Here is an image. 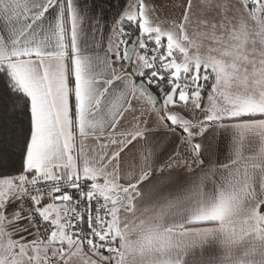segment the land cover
I'll return each instance as SVG.
<instances>
[{"label": "snow or ice", "instance_id": "obj_1", "mask_svg": "<svg viewBox=\"0 0 264 264\" xmlns=\"http://www.w3.org/2000/svg\"><path fill=\"white\" fill-rule=\"evenodd\" d=\"M0 264H264V0H0Z\"/></svg>", "mask_w": 264, "mask_h": 264}]
</instances>
